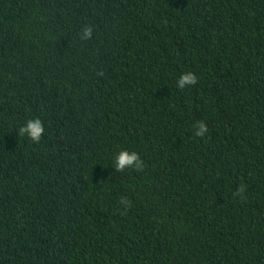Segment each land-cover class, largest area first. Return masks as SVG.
Segmentation results:
<instances>
[{
	"label": "trees",
	"instance_id": "trees-1",
	"mask_svg": "<svg viewBox=\"0 0 264 264\" xmlns=\"http://www.w3.org/2000/svg\"><path fill=\"white\" fill-rule=\"evenodd\" d=\"M0 264H264V0H0Z\"/></svg>",
	"mask_w": 264,
	"mask_h": 264
},
{
	"label": "clouds",
	"instance_id": "clouds-1",
	"mask_svg": "<svg viewBox=\"0 0 264 264\" xmlns=\"http://www.w3.org/2000/svg\"><path fill=\"white\" fill-rule=\"evenodd\" d=\"M92 35L93 28L91 26H87L82 29L80 38L83 41H88L92 38ZM198 80L199 78L194 72L187 71L183 73L177 81V88L183 90L187 87L195 86L198 83ZM193 127L195 130V135L200 138H204L206 134L209 133V127L205 121H198ZM18 131L20 136L27 135L32 142L39 143L42 136L44 135L45 128L39 118H34L29 119L26 125L20 127ZM114 165L117 172H124L126 168L133 166L137 171H142L144 162L138 152L121 150L115 157ZM244 192L245 186L241 184L236 195H242ZM120 203L127 206L125 207L124 212L121 214H127V209L132 206V202L127 197H121Z\"/></svg>",
	"mask_w": 264,
	"mask_h": 264
}]
</instances>
